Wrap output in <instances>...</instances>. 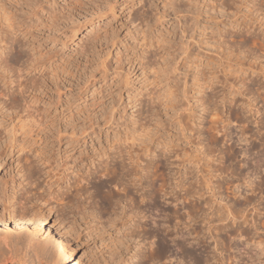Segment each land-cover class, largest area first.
<instances>
[{
	"label": "snow or ice",
	"instance_id": "6c2138e0",
	"mask_svg": "<svg viewBox=\"0 0 264 264\" xmlns=\"http://www.w3.org/2000/svg\"><path fill=\"white\" fill-rule=\"evenodd\" d=\"M40 4L41 26L48 29L61 23L55 13L67 11L68 4L94 11L105 22L114 21L118 42L109 43L120 51L119 62L114 52L105 57L106 67L97 59L91 80L107 72L116 81L114 94L118 88L140 95L151 92L153 98L147 118L125 117L113 126L115 139L90 149L95 161L89 165L91 174L73 172L70 182L62 184L63 173L55 174L61 161L41 139L55 125L41 127L32 113L37 106L53 110L57 84L74 96L65 87L74 77L69 64L36 57L45 61V68L37 69L42 79L30 82L26 92L0 86V133L6 141L28 145L22 147L28 159L21 160V171L36 183L29 181L27 196L71 207L86 204L88 193L94 191L98 230L115 238L122 249L138 236L142 264H188L192 245L203 248L207 264H264V4L257 0H40ZM22 22L23 17L12 18L0 10V40L11 45ZM173 44L180 51L168 58L169 63L187 74L179 87L174 83L178 70L171 67L164 73L158 55L165 48L172 50ZM205 48L211 54L207 58ZM230 64L237 68L243 64L249 71H236ZM77 86L83 90L84 81ZM92 131L77 122L61 124L58 135L82 141ZM18 195L25 198V191Z\"/></svg>",
	"mask_w": 264,
	"mask_h": 264
},
{
	"label": "rangeland",
	"instance_id": "374dc122",
	"mask_svg": "<svg viewBox=\"0 0 264 264\" xmlns=\"http://www.w3.org/2000/svg\"><path fill=\"white\" fill-rule=\"evenodd\" d=\"M13 1L1 0L0 4H3L9 15L16 12V18H24V22L19 25L22 27L32 26L30 30L38 39L34 44L41 43L42 46L39 48L44 56L53 54L48 61L59 62L61 66L64 64L71 66L74 80L66 81L65 87L70 92H74L75 95L65 93L64 88L57 84L53 110L46 111L39 106L36 107V112L39 115V120H36L38 125L45 128L55 125L41 139L44 141V148L53 151L54 155L61 161L59 164L60 172L55 174L59 176L63 173L61 183L67 184L70 182L73 172L79 174L87 170L89 174L92 173L93 170L89 165L95 161L91 160L92 152L90 149L95 150L97 145L115 139L117 133L112 130L114 125L122 122L125 117L136 119L138 114L147 118L153 94L148 92L145 95H140L139 91L136 93L120 92L118 88L114 94L113 88L116 81L114 78L109 79L107 72L102 73L99 79L91 80L92 69L95 67L97 59L104 61L106 67L105 57L114 52L116 62H119L120 51L118 48H111L109 43L118 42L114 21L105 22L94 11L87 9L81 11L74 8L72 4H68L67 11L62 8L55 13L60 18L61 23L57 24L53 30L41 26L43 23L41 6L35 7V10L40 11L38 15L30 17L28 16L29 13L26 12L25 5L21 8L15 6ZM38 4H40V0L37 1ZM257 4H264V0H257ZM259 12L260 7L257 6L255 13L258 14ZM36 20L41 22L36 23ZM177 23L182 22L178 21ZM175 27L176 25H173V29ZM53 36L54 38L50 39ZM180 40H183V36H180ZM177 51H180V46L173 44L172 50L165 48L158 55L164 73H167L171 67L178 70L179 75L176 76L174 83L179 87L181 81H187V74L179 71V65H171L168 60L169 57H174ZM37 52L36 54H38ZM210 55L205 48L204 56L207 58ZM220 58L219 53H217V59ZM229 66L236 67L235 64ZM242 66L246 68L243 64ZM39 68L44 69L45 63ZM37 69L30 67L26 53L19 52L17 47L0 40V86L7 84L10 87H15L17 91L23 89L26 92L31 76L42 78V74ZM248 71L249 69L246 68L244 72ZM251 71L259 72L260 69H251ZM250 79H254V77ZM81 80L84 81L85 85L83 90L78 86L74 87ZM85 91L87 92L86 95L84 94ZM129 104L132 105L131 109ZM19 119L22 120L23 117ZM2 122L3 120L0 118V123ZM77 122L92 127L93 131L82 141H73L71 136L66 140L59 137L61 124L67 125ZM22 147L11 139L6 141L4 134L0 133V206L5 207L8 212L16 217L25 214L26 219L30 222L27 223L28 227L34 228L39 225L37 226L39 228L31 233L16 230L9 220L6 221L7 224L0 221V234L6 233L11 239V246L13 245L17 250V257L22 255L26 264H34V248L41 245L44 246L49 258L52 256V263L56 260L53 257H57L56 242L59 237L57 233H59L64 236V239L66 238L77 257L85 255L93 264H142V249L139 246L138 236L132 237V241L126 243L122 249L115 238L111 235L105 236L98 230L94 220L98 218L95 208L99 201L92 199L95 196L94 191L88 193L86 204L71 207H66L59 202L34 200L28 197L26 191L28 183L31 181L35 184L36 179L21 171V160L28 159L27 154L22 155ZM20 148L21 150H19ZM21 190L25 191V198L23 199L18 195ZM25 211H28V215ZM0 212H2L1 208ZM35 219L42 222L36 223ZM201 259L204 264H207V255L203 248L199 245H192L188 250V264H197V261ZM51 263L49 262V264ZM54 264L59 263L55 261Z\"/></svg>",
	"mask_w": 264,
	"mask_h": 264
},
{
	"label": "bare ground",
	"instance_id": "6f19581e",
	"mask_svg": "<svg viewBox=\"0 0 264 264\" xmlns=\"http://www.w3.org/2000/svg\"><path fill=\"white\" fill-rule=\"evenodd\" d=\"M37 1L38 0H34V1L33 0H14L13 3L15 6H20L21 8L25 5L26 9H27L26 12L29 13L28 16L31 17V16H37L38 12L41 11V10L40 11L35 10L36 6L37 7L41 6V8H42L41 4L37 5ZM0 10H2V11L7 10L6 8L3 7L2 3L0 4ZM15 14H16V12H13L10 16L12 18H16ZM30 28H32V26L31 27H28V26L22 27V25H18L16 27V35L13 37L14 42L11 44V46L17 47L19 52H24V54L26 53L27 54V60H29V63H30V67H32L33 69H37L38 67H41L45 63V61L36 60V57H38L40 55L44 56V53L39 48L42 46L40 42H37L36 45L34 44V42L37 41L38 39L33 35L32 30H30ZM52 38H54V36L50 37V39H52ZM36 52L38 54H36ZM52 55L51 54L47 55L48 60L52 57ZM34 60H36V62H34ZM230 67H232V66H230ZM232 68L236 71H240V70L246 71L247 67L244 68L241 64L239 66V68H237V67H232ZM253 70H257V68H253ZM37 78L38 77L31 76L29 78V83L30 82L34 83ZM32 117L35 118V120H39V115L36 111L32 113ZM19 150H21V148ZM0 208L2 209V212H0V221H2V223L9 220L10 222H12V224L14 225L16 230L18 229L19 231L23 230L25 232H31V233H34V231H36L37 228H39V227H37L39 225L35 226L34 228L29 226L30 227L29 228L27 225V223L29 221H28V219H26L27 217L25 214H23L22 216L16 217L15 215L8 212L5 207L0 206ZM25 212L28 215V211H25ZM38 220L39 219H35V222L37 223ZM41 222L39 221L38 223L40 224ZM4 224H7V222ZM38 231H39V229H38ZM53 231H55V230H53ZM57 234L59 235V237L57 238V242H56V247H57L56 253L57 254L56 253L55 254L57 255V257H53L54 259L56 258L55 261H57V263H59V264L60 263L61 264H93V262H91L88 259V257L85 255H80L77 257L75 252L73 251V249L69 245V242H67L66 238L64 239L63 238L64 236L60 235L59 233H57ZM10 241H11V239H9V237L6 233L0 234V264H26L25 263L26 261L24 260L22 255L20 257H17V250L13 247V245L11 246ZM34 256H35L34 257L35 263L33 262L34 264H49V262L51 263V261H52V259H51L52 256H50V258H49V255L46 253V250H44V246H41V245H37V247L34 248ZM55 261H53V262L55 263Z\"/></svg>",
	"mask_w": 264,
	"mask_h": 264
}]
</instances>
